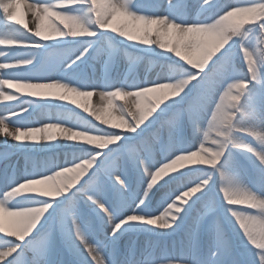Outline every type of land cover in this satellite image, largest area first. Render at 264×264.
<instances>
[{
  "label": "bare ground",
  "instance_id": "1",
  "mask_svg": "<svg viewBox=\"0 0 264 264\" xmlns=\"http://www.w3.org/2000/svg\"><path fill=\"white\" fill-rule=\"evenodd\" d=\"M78 1L0 0V168L7 163L13 169L20 168L16 184L42 194L41 200L24 207L5 209L0 200V223L11 240L8 249L19 248L38 230L41 218L48 215L55 202L64 201L67 196L73 204L66 205L65 201L61 208L58 232L52 229L32 249L39 264H50L51 255H44L47 249H52L57 234L63 243L82 254L85 261L79 259L81 264L109 263L106 244H94L87 230L75 223L81 201L87 210L97 214L102 235L122 237L123 244L130 248L134 237H139L136 257L157 244L154 259L141 264L151 261L154 264H222L225 258L224 264H238L237 257L245 264H264V102L257 103V98L253 101L256 107L260 106L247 116L252 122L249 127L236 131L229 118L225 132L230 137L225 141L227 148L219 150L213 145L222 143L216 139L224 128L222 112L234 117L235 112H229L228 101L237 96L245 79L228 76L235 73H231L230 63L222 59L208 71L201 68L209 46L220 40L222 24L237 20L256 6L244 5L247 0H193L184 14H178L173 9L181 0H153L156 9L146 17L139 12L135 0H95V16L81 29V23L90 13ZM209 1L216 4L212 20L201 23ZM74 13L80 14L79 22ZM24 31L34 35L28 36ZM108 33L112 34L114 43L105 40ZM5 39L10 42L7 53L2 52ZM151 39L153 44L148 43ZM65 45L76 46L63 53L54 51ZM169 45H172L171 51H168ZM50 49L54 52H49ZM138 63L139 70L132 71ZM113 64L115 70L110 74ZM80 66H85L87 76L92 79L85 83L86 87H78L77 80H72L73 72ZM21 67L28 75L16 77L12 69ZM203 73L206 84L195 103L190 107L179 106L180 110L171 115L161 114L163 118L154 123L156 132L167 138L166 143L158 146L153 137H145L139 125L145 120L149 103L161 96L178 95L188 85L193 86L197 75ZM104 79L105 87L102 86ZM23 92H31L32 98L3 106L22 99ZM258 95L264 97V85L255 97ZM49 104L51 112H48ZM60 107H64L67 115L55 112ZM120 109L130 115L128 121L123 122ZM85 118L95 120L96 126H89ZM118 126L125 132L140 133L141 141L128 145L120 161L107 169L108 179L120 188L123 202L122 211L113 215L105 195L92 183L78 189L74 186V180L87 175L89 167L94 166L92 150L84 156L72 154L68 149L112 144L122 137L115 132L110 136ZM182 133L187 136L188 153H181L185 149L176 152V140ZM243 136L256 143L255 147H247L253 164V171L249 172L235 158L236 151L244 147ZM57 141L61 149L57 148ZM164 145L168 149H163ZM31 151L53 155L58 174L70 178L65 188L46 172L25 174L26 157ZM142 151L151 152L152 158L145 159ZM202 152L213 159L211 172L202 174L192 184L174 187L172 194H164L184 172V156L197 164L204 161ZM222 155H230L223 167ZM124 157L143 174L141 188L134 190V185L126 181L124 169L120 170ZM168 178L170 184L157 191L150 207H144L153 189ZM130 189L134 192L130 193ZM212 196L215 199L211 201ZM197 211L200 219L206 217L201 226ZM235 223H241L242 233L231 242L226 228ZM168 232L172 235L166 239L163 235ZM199 243L203 244V252L199 251ZM8 249H0V264L7 260ZM163 257L167 259L164 261ZM174 257L179 260H173ZM64 259L65 255L61 262Z\"/></svg>",
  "mask_w": 264,
  "mask_h": 264
},
{
  "label": "rangeland",
  "instance_id": "2",
  "mask_svg": "<svg viewBox=\"0 0 264 264\" xmlns=\"http://www.w3.org/2000/svg\"><path fill=\"white\" fill-rule=\"evenodd\" d=\"M136 1L138 4L137 7H138L139 12L145 15L146 17L151 16V12H154V9H156V5L153 3V0H144V1L142 0L141 3L138 2L139 0H136ZM186 2L187 1L185 0H181L180 4L174 7L173 9L174 13L184 14L189 9V6L192 5L193 0H188V2L187 3ZM78 3L80 4V6H82V9L88 8L89 13H90L86 17V19H84V22L81 23V29H83L84 26L87 25L88 19H91V22H92V18H94L95 16L94 14L97 9L96 8L97 5H95V3L97 4V1L79 0ZM211 5H214L216 7L213 1L208 2V4L204 8L205 13H204V16L201 18L203 19L201 23L203 22L207 23L212 20L213 11L210 9ZM244 5H252V6L254 5L256 6V9L253 11H250L246 15L241 16L237 20L226 21V23L222 24V28L219 32L220 40L216 41L215 43L209 46L208 53L205 55L201 63L202 69L209 70L214 66L217 60L222 59V62L227 61L230 63L229 67L231 68V73L232 72L235 73L234 75H228V76H235V75H238L239 77L244 76V79H245V82L241 85V88L239 89L237 96L232 97L230 101H228V105L230 104L229 112L231 113L235 112L234 117L232 118L228 117L222 112V126L224 128L222 129V135L218 134L219 137H216V139L221 140L222 143L213 145L214 147L216 146V148L218 147V149L222 151H224V149L227 148V143L225 141L228 135L225 132L228 131V129H226V125H228L227 122L229 118H230L231 123L234 124L233 128L236 127V131H239L241 128L244 129L246 127H249L248 124L252 122L249 120L247 116L249 115V113H251L253 110H255L257 107L260 106L259 104L256 107L253 101H256L255 99L257 98L258 99L257 103L264 102V97H262L261 95H258V97H255L256 92L259 90V87L261 85L262 86L264 85V0H247L245 1ZM74 16H75L76 21L80 19V14L74 13ZM24 33L28 36L34 35L33 32L31 31H27V32L24 31ZM111 35H112L111 33H108L105 36V40L107 42L110 41L111 43H114V38ZM148 43L153 44L154 43L153 39H151L150 42ZM4 44L6 46L2 48V52L7 53L10 51L9 40L5 39ZM75 46L76 45L60 46L58 48L56 47L54 51L56 53H63V52H66L69 48H73ZM167 48H168V51H171L172 45L167 46ZM54 51L53 49L49 50V52H54ZM240 51H242L241 54L239 53ZM205 73H203L202 75H197V77L195 78V81H193V84H192L193 86L190 87V85H188V87L184 88V90L178 93V95H175L171 98L161 96L158 100L152 101L151 103H149L148 108L145 111L146 113L145 120L139 125V129H144L143 135L145 137H149V136L153 137L154 142L156 143H159L160 139H163L164 136L162 137L161 134H158L156 132L157 130L153 127L154 123L159 118H163L161 114L171 115V113H173L174 111L180 110L179 106H186V107L192 106L195 103V100L198 98L200 91H202V88L206 84ZM15 74H18V76L28 75L27 72L23 74L18 72ZM73 75H74V78L77 80V84L79 85H82L83 83H84L83 85H85V82L91 81L90 78L87 76V69L85 68V66H80L78 69L74 71ZM109 78H107V80ZM27 95H31V92L29 93L23 92L24 98ZM51 111L52 110H48V112H51ZM55 112H57L58 115H66L65 110L60 109ZM119 114L122 119H125V121L123 122H126L129 120L130 115L126 112V110L122 111L120 109ZM34 119H37L36 115H34ZM84 122L86 121L84 120ZM183 122L185 121L183 120ZM87 124L93 127L96 126L95 120H90V121L87 120ZM120 124L124 125L125 123H120ZM174 127L176 126L175 125L172 126V128ZM113 132H115L118 135H122V137H120L118 140H116L112 144L110 143L109 144H91V145H88L86 148H70L68 149V152L72 154H77V155L78 154L84 155L86 152L89 151V149L92 150L93 154L95 155L94 166L89 167L90 172L87 175L75 179L74 186L76 189H78L85 183H92L94 187L98 188L104 194H106L105 198L108 204L117 213H119V211L122 210L121 207L123 206V202L121 200V190L120 188H118V185L114 186V184L108 179L109 176H107V169L108 167L110 168L112 165L120 161L119 157L122 158L125 155L124 152L128 148V145L137 144V142H140L141 135H139L140 133L137 134L136 132H132V131L125 132L119 126L118 128H116L110 133V136L114 134ZM205 132L206 130H204L201 133L200 143H202ZM242 140L244 141L243 143L244 147L240 148L239 151H236L235 158L236 160L238 159L242 168L246 172L253 171L252 169L253 164L251 162V158L249 154L247 153V150H248L247 147L248 148L255 147L256 143L250 137L247 138L243 136ZM180 141H184V143H179L177 146H175L176 152L178 150H184L187 147L186 146L187 139H184V137L181 136ZM101 142H103V140H101ZM56 144H57L58 149L62 148V146L60 145L58 141ZM36 152L37 151H31L27 155L26 157L27 161L25 164L26 167L24 171L29 174L32 173L31 167H33L34 170H38V171L45 170L49 172L48 173L49 175L50 174L53 175L52 177H54L56 183L60 187L65 188V185L67 184L68 180H70V178L64 175L58 174V171L56 170V167H55L56 163L53 161V155L48 153L47 155L45 154L43 156V155H38ZM183 152L188 153L190 152V150L188 151L185 149L184 151H181V153ZM150 153L151 152L144 153L142 151L143 157L145 159H148L146 154H148L150 159L152 158ZM201 156L204 159V161H201V163L198 162L197 164L190 162L191 160L189 159L190 158L189 156H184L186 157L185 161L182 163L184 172L180 175L177 182H175L174 184L171 183L172 185H169L167 187L166 192H164V194H172L174 187H177V186L183 187L184 184H189L190 182L192 184L195 182L196 178H198L202 174L206 175L211 172V167H214L213 165H210V160H213L211 159V155L208 154L207 152H202ZM229 157L230 155H225V156L222 155V160H221L222 167L223 165L224 166L227 165L226 160H228ZM242 157H245L249 161V163H244L241 160ZM213 158L216 159L217 157L215 156ZM123 159H124L123 166L120 168V170L122 168L124 169L126 181L131 183V172L134 171L138 173V171H136V169L131 165V162L127 158L124 157ZM207 161H209V163ZM217 166L219 165L217 164ZM18 170H20V168H18ZM16 174H17L16 170L12 169V166L10 163L3 165L0 169V189L2 188V186H4L8 182H9L8 184L13 183V181L16 180V177H17ZM137 177H138V180L140 179L144 180L143 174L141 173V171L139 172V174H137ZM137 177L132 182L134 184L133 186L134 190H135V187L142 186L141 183L137 180ZM101 182L104 184L103 186L101 185ZM170 182L171 180L169 178L166 184L168 183L170 184ZM111 185L113 186L112 188L113 190L111 189ZM112 191L114 192L112 193ZM112 194L114 195L113 199L111 198ZM8 195H9L8 196L9 198L6 195L7 201H9V199H12V198L15 200L24 198L25 201L28 200L27 206L34 204V202L38 200H41V196H42V194L35 192L33 189H31V187L27 188L26 190L24 189L20 191H14ZM25 195L28 196L29 198H25L24 197ZM65 198L67 200L65 199L64 201H62L61 199V200L56 201L55 204L52 206V208L49 209L48 215L43 216L41 218V222H40V226L38 227V230L34 231L31 234L30 238L26 240L27 242L26 247L27 245L29 247L32 244H35L38 238L40 239L45 234L52 232V229H55V231L58 232L57 225L59 222V217L62 214L61 204H64L65 201L72 203V201H69L68 199L69 197L66 196ZM170 199H172V197H170ZM214 199L215 198L212 196L210 200L212 201ZM80 200L81 199H79V202ZM3 201H5V199ZM10 201L11 202H7L8 204L5 205V209H9L10 207L13 206V204H15L14 202H12V200ZM68 202H66V205ZM20 206H23V205H20ZM78 207L80 208V212L78 214L76 213L77 216L75 218V223H77L78 226H81L80 221H86L88 224H91L93 228H96L95 227L96 222H97L95 219L96 214L90 213L91 211L86 209V206L84 205L82 201H81V205ZM197 212H198L197 214L199 215V219H200L201 214L199 211ZM184 213L185 212H182V214ZM186 215L188 216V214ZM179 224H180V221H179ZM224 226L226 227L227 225H224ZM97 229L99 230V228ZM227 232H228L227 236L229 235V240H234V238H238L240 234L242 233L241 223L239 224L235 223V224H231L227 226ZM0 234L2 236L6 235L3 229L2 223H0ZM107 235H109L110 237L112 236L115 239L117 237V236H114L113 234L106 233L105 235H100L99 243L105 244L106 242L105 239ZM57 237H59V234H57ZM57 237L55 238V241L53 242L54 245L57 244V242H59L57 240ZM10 241L11 240L7 239L6 247L9 246L8 244L10 243ZM67 248L69 251H66V252H70V253L72 252V254L76 256L77 258H80L82 260L84 259L81 253L70 248L69 245H67ZM5 253L6 255H10L11 252L7 250ZM20 253L21 252L16 254V256L12 259V263L22 264L21 258L19 257L21 255ZM130 253H131V250L127 248L126 245L124 246L122 245V251L120 254L119 261L121 262L123 258L127 257V255ZM139 259H140L139 257H136V260L134 261L133 264L138 263ZM237 262L238 264H243L242 262H240V258H237ZM72 264L74 263L72 262Z\"/></svg>",
  "mask_w": 264,
  "mask_h": 264
},
{
  "label": "flooded vegetation",
  "instance_id": "3",
  "mask_svg": "<svg viewBox=\"0 0 264 264\" xmlns=\"http://www.w3.org/2000/svg\"><path fill=\"white\" fill-rule=\"evenodd\" d=\"M27 240V239H26ZM26 240L25 241H23L22 242V245H21V247H23V249H26L27 247H28V245H27V247H26V244H27V242H26ZM41 240V238L39 239L38 238V240L35 242V244H32L31 246H29L28 247V251H32V252H34L32 249H34V248H36V246H37V244H38V242ZM48 251H49V253L52 251V249L50 250V249H48ZM35 253V252H34ZM45 254H47V250L45 251ZM45 256V255H44Z\"/></svg>",
  "mask_w": 264,
  "mask_h": 264
}]
</instances>
